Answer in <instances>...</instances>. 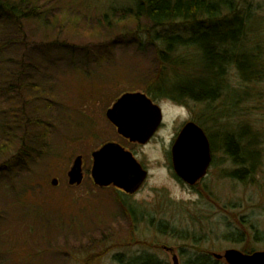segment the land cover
<instances>
[{"label":"rangeland","instance_id":"374dc122","mask_svg":"<svg viewBox=\"0 0 264 264\" xmlns=\"http://www.w3.org/2000/svg\"><path fill=\"white\" fill-rule=\"evenodd\" d=\"M130 1L36 0L43 16L20 28L0 15V264H94L93 254L100 255L96 264L148 258L173 264L174 255L185 264L199 253L193 246L212 255L264 251V98L241 99L248 89L264 92V82L246 85L232 68L229 90L238 91L228 98L233 116L217 126L232 132L250 124L261 134L255 149L263 151L262 166L254 181L233 180L235 166L217 150L208 176L185 185L174 173L171 150L187 122L217 130L207 121L208 105L183 108L156 98L164 121L145 144L121 137L106 116L123 94H149L160 72L163 46L143 33L146 22L139 33L124 11ZM249 1L263 22L264 42V0ZM106 14L112 16L106 20ZM109 142L130 151L148 171L131 196L92 180V153ZM79 156L84 180L71 186L68 173ZM123 202L138 209V220ZM160 219L176 234L190 231L200 245L159 235L153 225ZM233 234H244V242L228 237Z\"/></svg>","mask_w":264,"mask_h":264},{"label":"trees","instance_id":"16d2710c","mask_svg":"<svg viewBox=\"0 0 264 264\" xmlns=\"http://www.w3.org/2000/svg\"><path fill=\"white\" fill-rule=\"evenodd\" d=\"M130 4L131 8L124 11L131 15L130 19L137 25L139 33L142 32L141 23L146 22L149 30L143 33L146 32L151 42L163 46L159 52V75L150 81L147 90L153 99L165 98L187 107L191 103L208 105L207 121L211 122L213 129H217L222 119L233 116L228 98L230 92L238 91L229 90L230 70L237 69L242 83L246 85L264 82V42L260 32L263 22L260 16L254 14L249 0H131ZM113 11L116 9L113 8ZM43 14L36 0H0V15L17 28L24 20H35ZM110 16L106 14L104 18L107 20ZM169 27L176 29L165 32ZM244 96L246 99L243 96L241 99L248 102L252 96L264 98V92L252 95L248 89ZM222 100L220 106L213 108L212 105ZM199 125L209 137L212 152H223L235 166L229 176L241 183L251 184L262 166L263 151L255 149L261 134L249 127L250 124L232 132L218 128L214 133L206 127L207 124ZM123 204L130 216L138 220V209L127 206L125 202ZM160 220L153 225L159 235L175 236L186 243L200 245L196 235L190 236V231L183 229L176 234L174 228ZM153 222L154 219L148 221L151 225ZM244 236L241 234L239 239H235V234L228 237L243 243ZM193 248L199 253L185 264L217 263L212 254L200 253V247ZM244 252L254 251L245 249ZM90 257L94 264L100 260V255ZM142 264L155 262L148 258Z\"/></svg>","mask_w":264,"mask_h":264},{"label":"water","instance_id":"95a60500","mask_svg":"<svg viewBox=\"0 0 264 264\" xmlns=\"http://www.w3.org/2000/svg\"><path fill=\"white\" fill-rule=\"evenodd\" d=\"M108 119L117 127L118 133L131 142L147 143L162 121L161 109L143 93H127L107 111ZM91 176L102 188L115 186L133 194L146 180L148 172L134 155L117 143H107L93 152ZM173 168L177 176L190 186L205 178L212 162L210 141L204 130L194 122L185 125L172 148ZM69 184L80 186L84 179L83 159L77 157L68 173ZM58 179L52 180L57 186ZM218 261L227 264H264V251L251 254L237 249L227 250L223 255L214 254ZM173 264H181L177 255Z\"/></svg>","mask_w":264,"mask_h":264}]
</instances>
